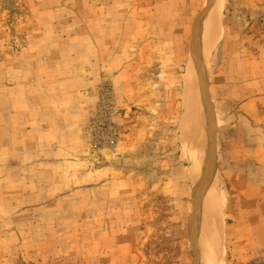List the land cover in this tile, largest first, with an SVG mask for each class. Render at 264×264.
Segmentation results:
<instances>
[{
  "label": "rangeland",
  "instance_id": "374dc122",
  "mask_svg": "<svg viewBox=\"0 0 264 264\" xmlns=\"http://www.w3.org/2000/svg\"><path fill=\"white\" fill-rule=\"evenodd\" d=\"M216 1L0 0V264H204L213 184L221 264L264 260L261 217L238 216L257 205L238 197L264 198V0L224 1L203 85ZM190 71L208 116L197 185L181 133ZM54 83L64 114L85 116L56 169L6 118Z\"/></svg>",
  "mask_w": 264,
  "mask_h": 264
},
{
  "label": "bare ground",
  "instance_id": "6f19581e",
  "mask_svg": "<svg viewBox=\"0 0 264 264\" xmlns=\"http://www.w3.org/2000/svg\"><path fill=\"white\" fill-rule=\"evenodd\" d=\"M224 1L218 0L214 2L207 8L200 21L199 52L194 61V66L197 68V76L201 77L203 85L205 84V78L202 72L207 71L210 56L219 40L225 7ZM201 88L202 86L196 80L195 75L190 71L185 76L183 84L181 133L185 140L184 142L182 141V146L188 158L190 176L195 185H197L201 176L200 173L203 172V167L207 165L208 160V116L205 99L200 91ZM213 191L214 184L212 187H208L205 195H203L204 202L201 215L206 217V220L202 223L199 240L200 250L204 253V256L201 258L204 264H221L220 242L218 238L219 226H217L219 219L216 214V204L214 203L216 195ZM200 218L202 219V217Z\"/></svg>",
  "mask_w": 264,
  "mask_h": 264
},
{
  "label": "crops",
  "instance_id": "0c3cea01",
  "mask_svg": "<svg viewBox=\"0 0 264 264\" xmlns=\"http://www.w3.org/2000/svg\"><path fill=\"white\" fill-rule=\"evenodd\" d=\"M47 85L39 93V101L37 103L34 101L30 102L29 111H27L29 101L24 100L23 104L26 111L23 116H6V118L8 120L7 125L10 130V136L12 135V126L16 129L23 130V136L27 146L25 152H32L31 154H33L37 149H28V147L40 146V149L46 150L45 154L49 153L57 158V160L45 164H50L51 168L56 169L64 165V161L60 157L66 152L65 148L67 147L65 145H70V141L77 137L78 129L85 116L65 115L64 111L68 113V110L64 108L63 102H61L63 99V94L60 90L62 86L54 83L52 85H56V87L51 90L53 87ZM11 91L12 89H10ZM11 103L13 102L11 101ZM13 136H16V134ZM257 197L258 195L255 196L252 194H244V196L241 195L238 197L241 202L247 199L248 201H257L254 211L249 206L245 207L242 203L238 216L261 217L259 219L261 225L259 231L264 233V198Z\"/></svg>",
  "mask_w": 264,
  "mask_h": 264
},
{
  "label": "built area",
  "instance_id": "2783aa9c",
  "mask_svg": "<svg viewBox=\"0 0 264 264\" xmlns=\"http://www.w3.org/2000/svg\"><path fill=\"white\" fill-rule=\"evenodd\" d=\"M104 116H101V118H103ZM109 125H111V123H109ZM254 264H264V260H257L254 262Z\"/></svg>",
  "mask_w": 264,
  "mask_h": 264
},
{
  "label": "water",
  "instance_id": "95a60500",
  "mask_svg": "<svg viewBox=\"0 0 264 264\" xmlns=\"http://www.w3.org/2000/svg\"><path fill=\"white\" fill-rule=\"evenodd\" d=\"M193 46L195 47V43H194V45H193ZM194 47H193V55H194V53H195V50H196Z\"/></svg>",
  "mask_w": 264,
  "mask_h": 264
}]
</instances>
